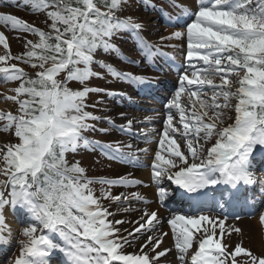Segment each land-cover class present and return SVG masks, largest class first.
Listing matches in <instances>:
<instances>
[{
	"label": "snow or ice",
	"instance_id": "1",
	"mask_svg": "<svg viewBox=\"0 0 264 264\" xmlns=\"http://www.w3.org/2000/svg\"><path fill=\"white\" fill-rule=\"evenodd\" d=\"M141 2L159 12L163 23L177 28L161 40L177 41L169 45L174 49L186 48L178 87L160 114L162 129L145 141L155 146L144 148L118 140L102 143L84 135L109 133L95 123L106 118L88 110L103 100L90 105V94L120 95L89 86L93 78L104 79L93 71L94 64L119 82L152 83L147 76L96 60L100 50L119 52L110 43L114 36L134 35L136 51L148 63L157 55H168L145 38L144 23L131 15L121 18L126 0H0L5 8L42 13L46 25L45 30L0 11L4 29L0 74L5 83L17 84L11 90L14 94L5 97L13 110L0 111L2 130L9 134L0 144V247L11 242L6 211L23 216L18 234L24 239L18 241L20 254L14 264H50L57 253L63 264H162L161 258L173 249H157L169 233L174 264H264V255H254L241 246L242 241L230 250L231 241L224 240L228 216L205 213L207 193L201 191H218L223 209L239 198L242 188L247 198V191H255L258 183L264 187V180L255 175L264 169H254L257 156L264 158V0H197L194 8L165 0L180 9L176 16L166 15L165 8L148 0ZM9 30L23 44L18 55L11 52ZM72 82L76 85L70 86ZM106 122L117 128L111 119ZM133 124L127 119L117 130L133 138L145 135L133 132ZM82 144L99 149L107 159L126 166L125 171L115 178L90 177L79 161L66 159ZM141 153L150 156V164H144ZM143 167L150 168L147 185L127 170ZM142 187L154 190L155 209L133 207L150 203L139 190ZM116 188L125 191L114 192ZM170 202H187L192 211L165 218L160 208ZM114 205L117 211L110 210ZM120 211L139 215L116 219ZM165 223L169 232L162 231ZM231 230L242 234L238 227Z\"/></svg>",
	"mask_w": 264,
	"mask_h": 264
},
{
	"label": "rangeland",
	"instance_id": "2",
	"mask_svg": "<svg viewBox=\"0 0 264 264\" xmlns=\"http://www.w3.org/2000/svg\"><path fill=\"white\" fill-rule=\"evenodd\" d=\"M173 3L176 5L181 6H188L190 8H194V6L197 4V0H172ZM148 3L151 5H156L157 7H163L166 9V15L171 14L173 16H176L177 13H179V8H173L170 7L169 3L165 2V0H148ZM125 14L122 15L124 17H127L128 15H131L135 20L138 22H142L145 25V31L142 33L146 39H148L150 42L157 43L160 45L162 52L167 53L169 56L170 54H173L172 59H174L177 63H184V52L186 51V48L184 50L181 49H174L170 47V44L178 43L177 41H170L167 39L161 40V37H166L170 35L173 31L177 30L175 26H170L166 23L162 22L161 14L156 11H152L150 8L146 9L144 4L141 2V0H126V3L123 8ZM0 11L5 12H12L13 14L17 15L18 17L23 18L24 20L28 21L31 24H34L36 27L45 28L43 20V14L41 13H33L31 11L25 10L23 8L15 9V8H5L2 5H0ZM0 30H4L3 27H0ZM9 36V42L11 46V52L13 55H18L21 52L24 51L23 44L21 40L17 39V33L11 32L10 30L6 33ZM29 39H37L36 37H33L31 35H28ZM113 45L119 49V52H112L108 54H99L97 56V61H103L105 63H111L114 67H116L118 70L131 72L134 75H141V76H147L150 79H152V82H155L158 80L159 76V70H157L155 66H161L164 67V58L167 56H160L157 55L156 57H153L152 63H148L146 59L141 57L138 51H136V43H135V36L132 34H129L127 32L121 33L119 36H116L113 38ZM3 48L0 46V54H3ZM125 57H129L131 59L137 60L138 64H129L125 61ZM21 67H25L24 65H20ZM93 69L96 71H99L101 73H104L107 77H104V79H99L97 81V85L100 88L113 90L115 92H126L125 84L127 82H119L114 79H112L106 71L100 67L99 63L93 65ZM26 71L31 72L30 68L26 67ZM181 71V69H180ZM179 73H176L178 76ZM17 86L16 82H7L5 83L2 79V74H0V100L8 101L5 99L6 96L13 95L14 93L11 91L13 88ZM177 87H173V90L171 91L170 97L174 94ZM136 87L133 85V89L131 92H135ZM169 91V92H170ZM211 95V93H209ZM139 95L133 94L128 96H121L117 95L115 97H108V96H102L97 94H92L88 100L89 104H96V101L103 100V103L96 104L95 108H90L89 111H93L94 114L101 116L102 118L111 119L114 121L115 124H117V128H112L111 125H109L106 122V119H102L100 122H95L97 129L99 128H107L109 129V133L105 134L100 131L95 132H86L84 135L89 140H95L100 141L102 143H109L113 140H125L126 135L119 132L117 129L121 124H125L127 119H133L134 122L137 121L134 118V114H131L129 117H124L123 119L120 117V113L122 112H132L135 111L134 107L128 106L127 102L128 99L138 98ZM170 97H164L161 100H154L156 103H154V106H162L165 105L167 100L170 99ZM135 103L138 105L139 103H142L139 99H136ZM143 104L148 105V103L143 102ZM12 109H2L1 111H11ZM141 110V111H139ZM137 112L139 114L144 113L143 115L148 116H154L155 112H158L157 110L152 108H145L140 107ZM120 124V125H119ZM119 125V126H118ZM157 125L162 126V124H156V123H140L137 122L136 125H133L132 130H135L139 133L145 134L140 136V143L137 147L144 148V147H153L154 144L149 145L145 143L146 140H153L156 133L160 130L155 131V127ZM3 122H0V144L7 142L9 138V134L5 133L3 130ZM147 130L154 131L153 133H146ZM134 144V143H133ZM72 158L76 161H79L80 165L82 167H85L87 169V174L90 177L94 178H102V177H108V178H115L118 173H123L125 171L124 165H121L115 161L107 159L99 149L93 150L90 146L85 147L83 144L78 149L77 153L73 154L71 153ZM141 159L145 162L147 159H149V156H145L144 154H140ZM148 167H143L141 170L144 172L147 170ZM134 168H128V171H131L132 173H136L133 171ZM97 190L99 191L100 186L97 185ZM144 189V187L140 188ZM133 190V189H131ZM114 192H122L125 191L123 188H116L113 189ZM136 205H145V204H134ZM112 211H117V206H113ZM207 213L208 211H204ZM132 213V212H130ZM130 213H123L122 211L118 212L116 215V219H128V215ZM169 215L171 213H177V214H185L188 212H177V211H169ZM210 213V212H209ZM264 213V210L260 212L257 216H248L245 219L247 220H254L257 222L258 217H261V214ZM208 214V213H207ZM6 220L8 219L10 215V210L6 211ZM218 216V215H213ZM221 219H223L222 216H218ZM135 218H137V215H135ZM239 221V220H238ZM238 221L234 222L231 221L229 218L225 220V242L231 241V247L230 249L233 250L236 243H239L242 241L241 246L248 249L252 253L254 252L255 255H264V248L258 247L255 242L252 240L250 236L243 237L241 234H237L236 232L232 231V228L238 227ZM235 224V225H234ZM22 225L20 229L15 233L12 232L11 234L17 236H12L11 239L15 240L13 244V253L10 256L11 258H7L5 255V259L7 258L6 264H14V259L16 258V254L20 253V244L18 241L23 240L24 237L22 235H19L18 233L22 230ZM167 226V223L163 225V228ZM162 228V231H165V229ZM239 228V227H238ZM167 229V228H166ZM217 232L219 233V228H217ZM14 237V238H13ZM19 250V251H18ZM129 252L133 251V249L129 248ZM16 252V253H15Z\"/></svg>",
	"mask_w": 264,
	"mask_h": 264
},
{
	"label": "bare ground",
	"instance_id": "3",
	"mask_svg": "<svg viewBox=\"0 0 264 264\" xmlns=\"http://www.w3.org/2000/svg\"><path fill=\"white\" fill-rule=\"evenodd\" d=\"M167 70H165L161 75V79L163 81H166V83L168 85L172 84L173 87L175 86H178V81H179V77L176 76V71L174 68H166ZM125 87L126 88H129V84H125ZM145 99H148V98H145ZM129 106H134L136 107L135 103L133 100H129V103H128ZM0 107L2 109H12L13 107V104L11 101H3V100H0ZM149 107V106H148ZM147 108V107H146ZM150 108V107H149ZM153 109L157 110L158 112H155L154 116L152 117H156V119L152 120V121H146L145 118L146 117H149L148 115L146 116H141L140 114L138 113H135V120H137L136 122H134L133 125H136L137 122H140V123H162V119L160 117V114L161 111L165 110V107L164 106H156L154 107ZM132 112H128V113H125V115H130ZM145 113V112H144ZM156 129H162L161 127H158ZM146 133H153V131L151 130H147ZM129 142H133L135 141L133 139V137H130L128 139ZM127 142V141H125ZM147 164H150V160L147 161ZM141 169H137V168H134V171L137 172L134 174V178L136 179H140L144 182V184H148L149 183V176H150V168H147V170L145 172H140ZM262 185L260 184V187ZM262 188V187H261ZM136 190V189H134ZM153 189L150 188V187H145L144 190H141V192L146 196L147 199L150 200V203L148 204V209L149 210H153L157 207V203L153 200ZM257 197V196H256ZM261 197H263L261 195ZM135 208H144L143 205H137L135 206ZM160 212L162 214L163 217H166L168 214L166 213L165 211V206L161 207L160 208ZM11 215H9L8 219L6 220V222L9 224L10 228L12 229V232H17L18 229H19V226H20V223L21 221H23L24 217L23 216H15L14 214L10 213ZM210 215V214H209ZM211 216V215H210ZM129 218H132L133 217V214L130 213L128 215ZM238 227L240 229H242V236L245 237V236H250L252 238V240L255 242V244L258 246V247H262L264 248V221L261 220V217L257 219V222L254 221V220H247V219H243L241 220L239 223H238ZM167 228V229H166ZM169 228L170 226L167 225L166 227H164L163 229H165L164 232H169ZM15 235V234H14ZM12 239H11V242L8 243L5 247H0V252H5L6 250L10 249V253H12L13 249H12ZM164 248H172L174 249V239L171 238V233H169V236L168 237H165L164 238V243L162 245V248L161 249H157V251H160ZM19 251V250H18ZM170 254V253H168ZM167 254V255H168ZM17 257V256H16ZM174 257H175V254H174ZM174 258L172 257H168L165 259V258H162L161 259V262L162 264H174Z\"/></svg>",
	"mask_w": 264,
	"mask_h": 264
},
{
	"label": "trees",
	"instance_id": "4",
	"mask_svg": "<svg viewBox=\"0 0 264 264\" xmlns=\"http://www.w3.org/2000/svg\"><path fill=\"white\" fill-rule=\"evenodd\" d=\"M122 13V12H121ZM44 16V15H43ZM44 19H45V17H43V22H44ZM44 26H46L45 24H44ZM43 29H45L46 30V27L45 28H43ZM71 86V85H70ZM67 159V158H66Z\"/></svg>",
	"mask_w": 264,
	"mask_h": 264
}]
</instances>
